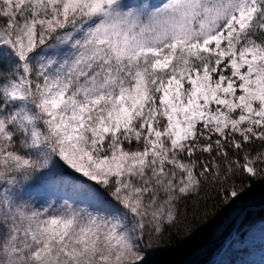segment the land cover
Listing matches in <instances>:
<instances>
[{"label": "snow or ice", "instance_id": "obj_1", "mask_svg": "<svg viewBox=\"0 0 264 264\" xmlns=\"http://www.w3.org/2000/svg\"><path fill=\"white\" fill-rule=\"evenodd\" d=\"M245 180L264 0H0V264H145L183 201Z\"/></svg>", "mask_w": 264, "mask_h": 264}, {"label": "trees", "instance_id": "obj_2", "mask_svg": "<svg viewBox=\"0 0 264 264\" xmlns=\"http://www.w3.org/2000/svg\"><path fill=\"white\" fill-rule=\"evenodd\" d=\"M236 183L239 188L241 182ZM243 183L249 185L250 190L240 196L237 205L235 200L225 204L216 192L206 190L201 191L199 198L192 197L183 201L177 222L166 227L162 237L152 247L145 248L147 254L145 264H204L223 247L225 236L232 231L241 210L248 206L256 207L247 210L234 236L229 235L234 240L252 228L254 223L264 220V206L260 207L264 204V182L245 180ZM229 216L233 218L232 225L222 234L223 244L217 243L218 241L212 243L218 225L223 218ZM206 249L208 250L205 251ZM200 253L202 255L196 262L192 260Z\"/></svg>", "mask_w": 264, "mask_h": 264}, {"label": "rangeland", "instance_id": "obj_3", "mask_svg": "<svg viewBox=\"0 0 264 264\" xmlns=\"http://www.w3.org/2000/svg\"><path fill=\"white\" fill-rule=\"evenodd\" d=\"M159 2L160 0H153V3L158 4ZM234 200L236 205L239 204V199H234ZM254 208L256 207L248 206L243 210H241L240 213H238L236 222L234 226H232L233 227L232 231L226 234L224 239L225 244L218 251V253L221 252L220 256L218 258L215 257L214 260L211 262V264H263L264 263V220H259L258 222L254 223L253 227L246 232L244 231L243 235L240 238H236L234 240L233 237L229 236L230 234L234 236L236 228L239 224V223L237 224L238 220L240 222L241 219H243L244 215L246 214L247 210ZM223 219L224 220L217 227V233L214 235L212 243L218 241L217 243L220 242L221 244H223L222 234L225 233V231H227L230 225H232L231 223L233 220L232 216L225 217ZM208 249H206L205 251H207ZM201 253L192 260L196 262L200 258V255H202ZM218 253H214V255L216 256ZM214 255H212V257ZM146 257L147 254L145 253V262H146ZM211 258H209L208 260H210Z\"/></svg>", "mask_w": 264, "mask_h": 264}, {"label": "water", "instance_id": "obj_4", "mask_svg": "<svg viewBox=\"0 0 264 264\" xmlns=\"http://www.w3.org/2000/svg\"><path fill=\"white\" fill-rule=\"evenodd\" d=\"M264 206V204L263 205H261L260 207H263ZM245 212V211H244ZM243 212V213H244ZM239 223V220H238V222H237V224ZM236 224V225H237ZM220 254H221V252H219L216 256L214 255L210 260H208L207 262H205L204 264H211V262L214 260V258L216 257V258H218L219 256H220Z\"/></svg>", "mask_w": 264, "mask_h": 264}]
</instances>
